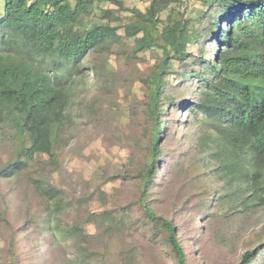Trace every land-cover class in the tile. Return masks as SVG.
Instances as JSON below:
<instances>
[{"label": "rangeland", "instance_id": "1", "mask_svg": "<svg viewBox=\"0 0 264 264\" xmlns=\"http://www.w3.org/2000/svg\"><path fill=\"white\" fill-rule=\"evenodd\" d=\"M123 2L161 21L184 17L191 36L186 59H172L164 76L161 157L145 201L175 225L187 264H242L248 249H256L251 264H264V185L249 178L252 168L239 157H231L238 172L218 167L211 150L224 151L225 143L192 109L198 81L181 76L202 70L191 60L217 49V8L204 0ZM2 8L0 0V15ZM80 15L82 28H114L117 38L89 50L66 84L68 107L53 154L36 156L18 176L0 177V264H178L166 233L154 228L140 203L153 138L140 78L155 70L161 50L133 52L142 23L114 3L94 0ZM218 28L225 29L224 18ZM19 142L17 131L0 122V169L15 160ZM35 178L60 191L59 225L82 234L63 242L47 231V202L35 192Z\"/></svg>", "mask_w": 264, "mask_h": 264}, {"label": "trees", "instance_id": "2", "mask_svg": "<svg viewBox=\"0 0 264 264\" xmlns=\"http://www.w3.org/2000/svg\"><path fill=\"white\" fill-rule=\"evenodd\" d=\"M3 0L0 15V122L10 124L20 136L14 161L0 169V177L18 176L36 156L52 155L68 107L66 84L76 76L84 55L91 49L108 47L116 38L114 28L92 24L80 26V13L94 0ZM129 11L142 23L133 52L152 47L161 50L155 70L140 80L147 90L146 111L153 123L152 158L143 177L140 203L154 228L166 239L178 264H187L184 249L172 221L156 215L145 201L161 157L159 139L164 76L171 60L184 61L191 39L184 17L159 20L152 12L127 8L123 0H104ZM217 8L213 12V40L217 49L210 56H196L192 63L202 70H185L183 79L198 81V99L192 109L202 114V122L224 141L225 150L214 148L212 157L222 170L236 171L233 160L248 164V173L264 185V0H204ZM215 14V15H214ZM224 18L225 29L218 23ZM213 34V32H212ZM232 155L227 154V151ZM35 192L46 202L47 231L66 242L81 232L62 228L57 216L63 212L59 190L41 179L31 180ZM77 235V236H76ZM256 249L244 252L242 264H251ZM81 264H85L82 261Z\"/></svg>", "mask_w": 264, "mask_h": 264}]
</instances>
